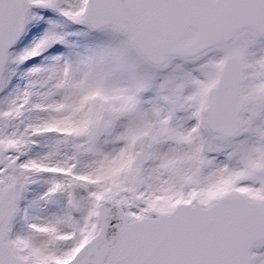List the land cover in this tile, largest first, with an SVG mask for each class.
Wrapping results in <instances>:
<instances>
[{"label":"snow or ice","instance_id":"snow-or-ice-1","mask_svg":"<svg viewBox=\"0 0 264 264\" xmlns=\"http://www.w3.org/2000/svg\"><path fill=\"white\" fill-rule=\"evenodd\" d=\"M0 264H264V0H0Z\"/></svg>","mask_w":264,"mask_h":264}]
</instances>
